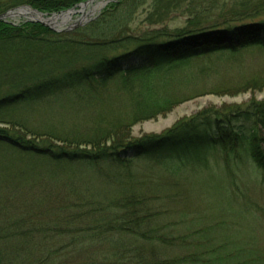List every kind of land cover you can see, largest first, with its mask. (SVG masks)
Returning a JSON list of instances; mask_svg holds the SVG:
<instances>
[{"label":"trees","instance_id":"1","mask_svg":"<svg viewBox=\"0 0 264 264\" xmlns=\"http://www.w3.org/2000/svg\"><path fill=\"white\" fill-rule=\"evenodd\" d=\"M84 1L0 0V14L25 4L58 14ZM179 18L184 20L179 27L164 25ZM250 48L264 52V0H111L97 18L69 33L36 22L0 20V123L36 137L25 140L15 130L0 129V175L6 176H0V264H264L253 245L227 237L205 240V226L183 229L163 209L154 188L144 194L124 187L95 201L89 195L96 190L88 186V196L78 193L62 205L65 210L71 206L60 212L62 217L48 211L31 222L26 209L16 204L20 191L3 187L10 176L34 173L39 166H130L134 158L168 146L198 161L209 147L219 146L232 156L234 149L247 145L249 157L264 171V102L202 109L159 135L137 140L125 132L198 95L264 89V75L247 71ZM213 53H221L219 62L193 68L194 59ZM221 67L233 74L205 81ZM115 76L132 98L130 109L118 118L88 121L86 132L76 133L32 124L30 111L39 113L61 93H96ZM169 79L175 83L172 93L159 100L151 84L163 80L171 85ZM176 86L188 94H173ZM143 109L150 112L139 114ZM43 137L67 148L53 147ZM82 145L91 150L68 149Z\"/></svg>","mask_w":264,"mask_h":264},{"label":"rangeland","instance_id":"2","mask_svg":"<svg viewBox=\"0 0 264 264\" xmlns=\"http://www.w3.org/2000/svg\"><path fill=\"white\" fill-rule=\"evenodd\" d=\"M100 1L104 2V6L91 20L97 18L111 0ZM21 14L16 15L11 11L8 16L0 20L12 25L25 21L36 22L48 27L35 21V18L44 19L46 16L52 15L42 13V17L28 11H23ZM79 15V13L72 14V21L54 26L58 30L56 32L69 33L76 27L91 21L72 26L75 18ZM183 21L182 18H179L164 25L170 28L179 27ZM220 55L221 53H213L210 56L196 58L193 60L192 66L196 68L198 64L208 63L209 60L219 62L218 56ZM245 59L247 71H256L264 75V52L260 53L258 49L250 48L245 53ZM157 72L155 71V73ZM232 74L231 70L221 67L218 72L213 71L207 75L205 81L214 82L223 76L228 78ZM138 78L139 76H136L135 79ZM169 81H171V85H165L163 80L152 82V90L154 94L157 93L159 100L172 93V85L175 86V83L170 79ZM121 83L119 76H115L107 82L105 88L96 93L90 91L85 94L73 95L77 91L63 92L57 98L51 99L52 101L47 99L52 103L45 104L39 110L41 113L32 114L30 111L29 118L36 128L55 127L63 129L64 132L71 130H74L75 133L80 130L86 132L87 124L85 123L88 121L93 123L116 119L127 108L130 109L129 103L132 102V98L128 93L123 92L125 90H122ZM188 92L189 90L176 86V92L174 91L173 94L186 96ZM64 95L73 96L71 99H64ZM252 101L263 103L264 89L231 94L205 93L180 101L168 111L152 118L139 120L125 132L129 135V139L136 140L159 135L181 118L189 117L202 109L224 108L229 105L244 106ZM149 112L148 109H143L139 114ZM0 129L5 131L12 129L23 136L25 140H36V137L3 123H0ZM43 139L53 147L67 148L58 141L47 137H43ZM105 145L106 147L110 145V141H106ZM70 148L90 149L83 145L81 147L70 146L68 149ZM246 148L247 145L237 150L234 149L233 155L229 156V152L219 146L209 147L200 154L201 158L198 161L189 154L186 157L184 154H179L180 148L174 149L173 146H168L165 150L134 158L130 166H128L129 164L111 166L101 163L90 167L83 164H70L64 167L66 168L64 170L63 168L55 170L47 166H39L34 173L31 171L25 176L16 178L10 176L3 187L11 189L12 193L17 189L20 191L21 194H17L15 197L18 201L16 204L20 203L18 204L21 206L20 209H26L31 222L48 211L50 214L58 213L60 215L58 217H62L64 214H60V212L65 210L62 205H68L67 200H72L78 193L88 196L89 187L96 190L94 194L89 195L95 201H101L105 194L108 196L117 194L119 192L116 190L124 187H134L144 194L154 188L153 192L158 195L163 209L171 213V220L182 222L183 229L194 230L205 226V240L221 241L227 237L235 243L238 241L241 244L253 245L256 248L254 250L264 256V171L249 157V151H246ZM174 150L180 156L173 152ZM122 174L128 179L126 183L123 182ZM0 176L6 177L3 174ZM75 176L79 178L77 181ZM81 184L84 185L83 189L79 187ZM72 188L74 189L71 190ZM38 196L40 201L37 199ZM33 197L35 200L32 199ZM70 210L71 206L65 211ZM50 217L53 218V216Z\"/></svg>","mask_w":264,"mask_h":264},{"label":"bare ground","instance_id":"3","mask_svg":"<svg viewBox=\"0 0 264 264\" xmlns=\"http://www.w3.org/2000/svg\"><path fill=\"white\" fill-rule=\"evenodd\" d=\"M104 6V2L100 0H90L87 5L80 7L81 15L75 18V22L73 24L78 23L81 18L85 19H91L94 17V15L100 11V9ZM31 16V15H30ZM72 13H62L59 15H56L52 18L53 28L57 25H63L69 21H72ZM32 18V16H31ZM56 29V28H55Z\"/></svg>","mask_w":264,"mask_h":264},{"label":"water","instance_id":"4","mask_svg":"<svg viewBox=\"0 0 264 264\" xmlns=\"http://www.w3.org/2000/svg\"><path fill=\"white\" fill-rule=\"evenodd\" d=\"M89 1H90V0H86L85 2L79 4V5L77 6L78 8H71V9H69V10L62 11L61 13H58V14L54 13V14L48 16V17L46 16V18H44V19H37V18H35V21L41 22L42 24L47 25L48 27L52 28L53 30L58 31L57 29L53 28V24H54V23L51 22V21H52V18H53L54 16L59 15V14H62V13H72V14H77V13H79V14L81 15L82 12H81V10H80V7L87 5V3H88ZM11 11H12V13H14V14H16V15H19V14L22 15L21 13H23V11H28V12H32V13H34V14H39L40 16L43 17V14H42V13H40V12H38V11L32 9V8L29 7V6H20V7H17V8H15V9H12V10H10V11H8V12H5V13L1 14V15H0V19H2V18H4V17L8 16V15L11 13ZM80 15H79V16H80ZM93 18H94V17H93ZM91 19H92V18H91ZM91 19H89V20H91ZM89 20H88V19H85V18H81V20H80L78 23L73 24L72 26H75V25H82V24L88 22ZM70 27H71V26H70Z\"/></svg>","mask_w":264,"mask_h":264}]
</instances>
